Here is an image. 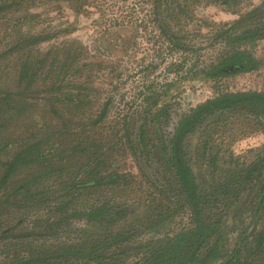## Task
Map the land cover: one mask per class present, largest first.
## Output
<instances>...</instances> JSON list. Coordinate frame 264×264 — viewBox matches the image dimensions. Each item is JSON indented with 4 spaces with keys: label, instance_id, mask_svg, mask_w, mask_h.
<instances>
[{
    "label": "trees",
    "instance_id": "obj_1",
    "mask_svg": "<svg viewBox=\"0 0 264 264\" xmlns=\"http://www.w3.org/2000/svg\"><path fill=\"white\" fill-rule=\"evenodd\" d=\"M189 1L152 0L158 29L181 52L198 49L166 21L177 26ZM49 2L81 11L78 0H0V14ZM61 33L22 34L0 55L16 58L0 91V264H264V154L241 165L213 144L234 118L264 119V91L218 95L176 125L153 103L106 133L110 101H95V63L63 47L40 52ZM263 39L264 1L216 33L225 50L197 56L192 75L259 70L244 46ZM122 150L136 174L118 164ZM143 188L151 198L138 211L123 199ZM181 209L189 227L169 232Z\"/></svg>",
    "mask_w": 264,
    "mask_h": 264
},
{
    "label": "rangeland",
    "instance_id": "obj_2",
    "mask_svg": "<svg viewBox=\"0 0 264 264\" xmlns=\"http://www.w3.org/2000/svg\"><path fill=\"white\" fill-rule=\"evenodd\" d=\"M263 1L239 0L237 5L226 7L216 0H190L186 5L187 17L178 18L177 26L166 21L171 26L170 33L198 49L187 52L173 48L158 29L152 0H78L79 14L64 4L52 11L49 2L27 12L0 14V55L22 34L67 30L68 33L41 45L40 52L63 47L79 60L95 63V101H110L106 133L120 127L124 117L155 107L153 103L156 108L168 106L171 121L176 125L190 109L218 95L264 91V39L244 46L261 62L257 71L215 80L197 78L191 72L197 56L206 61L225 50L220 41L212 44L217 32ZM15 59L13 55L0 57V91L13 82ZM213 144L221 146V156L232 154L239 164L247 165L264 154V119L234 118L214 136ZM121 153L117 162L124 165L122 170L136 174L129 155L124 150ZM150 198L143 188L123 200L141 211ZM166 223V230L179 232L189 227L188 214L181 209Z\"/></svg>",
    "mask_w": 264,
    "mask_h": 264
}]
</instances>
